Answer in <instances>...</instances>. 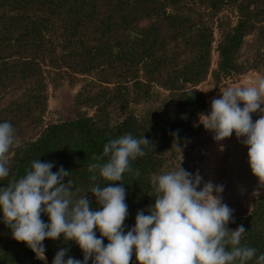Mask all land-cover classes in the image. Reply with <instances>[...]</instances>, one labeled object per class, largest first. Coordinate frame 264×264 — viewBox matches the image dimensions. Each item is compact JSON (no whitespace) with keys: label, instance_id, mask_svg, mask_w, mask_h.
<instances>
[{"label":"trees","instance_id":"obj_1","mask_svg":"<svg viewBox=\"0 0 264 264\" xmlns=\"http://www.w3.org/2000/svg\"><path fill=\"white\" fill-rule=\"evenodd\" d=\"M215 40L218 60L212 66ZM247 69L264 71V0H0V122L9 121L20 141L9 154L10 175L0 188L40 159L53 163V172L63 166L71 173L64 182L73 180L81 189L77 196L87 194L91 207L99 209L88 191L94 183L109 182L90 179L93 155L125 133L144 136L152 143L132 162L140 175L123 178L127 232L137 212L147 215L155 204L151 177L168 172L181 146L205 130L198 116L207 110V94L198 85L211 74L216 90ZM79 74L93 75L83 76L75 94L84 112L45 122L49 84L58 87L65 79L73 84ZM41 218L50 222L46 214ZM233 219L229 229L245 227L242 245L257 249L247 264H256L264 254V193L253 198L246 215ZM43 244L52 259L67 249L65 259L83 261L80 247L63 236ZM0 264L45 263L0 220ZM130 264H138L135 250Z\"/></svg>","mask_w":264,"mask_h":264},{"label":"clouds","instance_id":"obj_2","mask_svg":"<svg viewBox=\"0 0 264 264\" xmlns=\"http://www.w3.org/2000/svg\"><path fill=\"white\" fill-rule=\"evenodd\" d=\"M220 92L219 98L212 99L211 112L200 114V123L214 133L218 143L233 133L238 140L243 138L251 171L264 186V79L252 86L222 87ZM254 113L260 114L255 122ZM151 143L144 136L125 133L109 140L101 155H93L95 162L88 166L90 179L109 182L90 187L88 193L100 206L95 210L87 194L77 196L81 189L73 180L64 182L71 173L63 166L53 172V163L33 160L22 178H13L0 188V210L12 238L25 243L45 264L43 241L61 236L80 247L83 261L71 256L65 259L68 250L61 249L53 264H88L89 260L92 264H130L134 250L138 264H247L253 260L257 249L241 243L245 227H228L235 223L234 210L223 202L224 186L205 182L198 171L193 175L181 164L151 177L155 204L147 215L138 211L135 226L125 232L129 212L124 174L140 175L132 162L144 157V149ZM19 144L16 128L9 121L0 122V180L9 177V154ZM220 150H224L222 144ZM42 214L49 217V223L42 220ZM256 264H264V254Z\"/></svg>","mask_w":264,"mask_h":264},{"label":"rangeland","instance_id":"obj_3","mask_svg":"<svg viewBox=\"0 0 264 264\" xmlns=\"http://www.w3.org/2000/svg\"><path fill=\"white\" fill-rule=\"evenodd\" d=\"M229 13H233L231 9L227 10ZM235 13H233L234 16ZM216 37H219L218 30L216 29ZM254 34H249L246 36V44L243 48L245 53L250 52V42L253 40ZM217 41L213 43L212 50V66H215L218 60V51L216 50ZM79 81L71 84L67 79H65L61 85L58 87H53L49 84L48 87V107L45 112V122H52L56 120L68 119L72 116H77L84 112L81 106L75 102V94L80 89L85 81V78H91L93 75H78ZM87 76V77H83ZM264 79V71H259L255 69H247L240 74L233 75L222 81L221 85L213 90L214 83L212 80V75L209 74L207 79L201 82L198 86L207 94V110L203 114H209L211 112V102L213 98H219L221 96L220 88L231 86H252L256 81ZM155 90H160L162 94L166 93V90L160 88L159 86H154ZM242 106V105H241ZM142 109V104L138 105V110ZM89 111H93L90 109ZM200 121V115L198 116ZM214 133L204 130L199 134H192L190 138V143L186 146H181L180 152L178 153L175 161L168 166V170L172 171L181 166L188 172L195 175L197 171L203 177L205 182L212 181L214 184L223 185L224 192L222 193L223 202L226 203L231 209H233V217L246 215L251 206L235 207L232 202H230L228 196L229 191L227 188L229 184V179H224L223 176L226 174V162L233 158L232 154V144L234 141V134L231 138H227L221 142H216L213 139ZM224 146V150H220V145ZM245 171V170H244ZM243 171V172H244ZM226 183V185H225ZM235 183V182H234ZM248 185V182H247ZM203 185H201L202 187ZM243 186V185H241ZM246 186V185H244ZM243 186V187H244ZM243 192L242 187L237 183L234 184V193ZM231 194V192H230ZM262 194V193H261ZM233 197V193L231 194ZM235 197V196H234Z\"/></svg>","mask_w":264,"mask_h":264},{"label":"water","instance_id":"obj_4","mask_svg":"<svg viewBox=\"0 0 264 264\" xmlns=\"http://www.w3.org/2000/svg\"><path fill=\"white\" fill-rule=\"evenodd\" d=\"M241 107H243V105ZM261 107H264V105H262ZM259 117H260L259 113L252 114L253 122L259 119ZM242 140L243 138H241V140L238 139L236 140L235 142L236 154L233 155L234 157L230 159V161L234 160V162L237 164L238 167L235 171L236 175L233 174L236 177L235 178L236 180L234 182L237 183V186L239 185L240 187H242V191L244 190L243 192H240L241 194H243V196L241 195L238 197L236 195L237 197L235 198H233L232 195L231 197L230 195L228 196L230 202H232L233 205H235V207L237 208L243 207L245 205L248 207L251 206L253 198L260 195L261 193H264V186H261L259 179L253 175L252 171L249 175L243 172L244 167L248 169V171L251 169V167L249 164V157L247 154V146H245L242 143ZM228 162H226V166ZM245 180L248 181V185L246 184V186L243 187L241 186V184H244ZM0 220H3V214L0 215ZM45 256H46V264H53V259L47 254L46 251H45ZM43 262L45 263L44 260Z\"/></svg>","mask_w":264,"mask_h":264},{"label":"flooded vegetation","instance_id":"obj_5","mask_svg":"<svg viewBox=\"0 0 264 264\" xmlns=\"http://www.w3.org/2000/svg\"><path fill=\"white\" fill-rule=\"evenodd\" d=\"M234 141H233V146H232V154L233 155H235L236 154V146H235V142H236V140H237V137H236V135L234 134ZM239 140H241V139H239ZM247 151H248V147H247ZM239 153H240V151H239ZM234 164H236L235 162H234V160H232V161H230V159H229V162L227 163V167H226V174L223 176V178L224 179H226L227 180V178L229 179V184H228V186H227V188H230V189H228V191H229V195H230V197H231V194L233 193V198H235L234 197V195H235V193H234V181H233V178H231V174H233L232 172H234ZM225 185H226V183H225ZM230 192H231V194H230Z\"/></svg>","mask_w":264,"mask_h":264},{"label":"bare ground","instance_id":"obj_6","mask_svg":"<svg viewBox=\"0 0 264 264\" xmlns=\"http://www.w3.org/2000/svg\"><path fill=\"white\" fill-rule=\"evenodd\" d=\"M247 154H248V151H247ZM237 168H238V167H237V164H234V172H232L234 175H236V172H235V171H236ZM243 169L245 170V171L243 170L245 174H248V175H249V174L251 173V169H250L249 171H248V169H246L245 167H244ZM246 172H247V173H246ZM233 174H231L230 176H231V178H233V181H235V180H236V179H235L236 177H235ZM248 178H250V177H248ZM247 182H248V181L245 180V181H244V184H241V185L244 186V185L247 184ZM240 192H241V191L237 192V194H235L234 196H235V197H237V196L239 197V196H241V195L243 196V194H241ZM236 195H237V196H236ZM244 199H245V198H244Z\"/></svg>","mask_w":264,"mask_h":264}]
</instances>
